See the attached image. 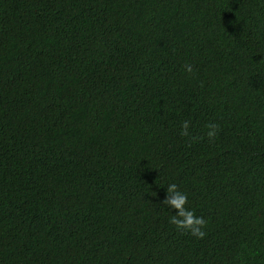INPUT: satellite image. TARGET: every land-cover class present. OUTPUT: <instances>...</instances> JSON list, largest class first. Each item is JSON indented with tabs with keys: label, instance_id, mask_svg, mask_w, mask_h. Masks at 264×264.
<instances>
[{
	"label": "trees",
	"instance_id": "trees-1",
	"mask_svg": "<svg viewBox=\"0 0 264 264\" xmlns=\"http://www.w3.org/2000/svg\"><path fill=\"white\" fill-rule=\"evenodd\" d=\"M0 264H264V0H0Z\"/></svg>",
	"mask_w": 264,
	"mask_h": 264
},
{
	"label": "clouds",
	"instance_id": "clouds-1",
	"mask_svg": "<svg viewBox=\"0 0 264 264\" xmlns=\"http://www.w3.org/2000/svg\"><path fill=\"white\" fill-rule=\"evenodd\" d=\"M184 70L189 74L193 72V68L190 64H185ZM189 127V121H184L181 125V135L188 136ZM207 127V136L209 139L214 138L217 133V126L210 124ZM187 202V195L178 189L176 183L167 185L165 198L161 204L165 205L168 209L174 210V214L171 215L169 222L179 231H186L197 238H202L205 235L203 231L205 220L196 216L193 211L186 208L185 205Z\"/></svg>",
	"mask_w": 264,
	"mask_h": 264
}]
</instances>
